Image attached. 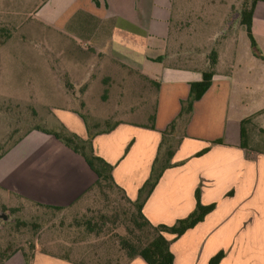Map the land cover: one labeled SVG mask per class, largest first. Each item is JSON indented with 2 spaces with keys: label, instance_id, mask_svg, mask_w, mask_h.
I'll list each match as a JSON object with an SVG mask.
<instances>
[{
  "label": "crops",
  "instance_id": "obj_1",
  "mask_svg": "<svg viewBox=\"0 0 264 264\" xmlns=\"http://www.w3.org/2000/svg\"><path fill=\"white\" fill-rule=\"evenodd\" d=\"M96 1L44 0L36 8L37 22L66 41L58 43L66 55L46 62L35 95L59 96L48 107L56 113L50 129L62 125L82 139L91 133L94 154L112 165L114 183L135 200L149 175L160 131L178 114L189 83L199 81L207 67L211 45H201L194 32L207 26L204 8L214 4ZM219 3L230 6L227 0ZM250 33L257 55L245 48L250 66L241 67L237 59L234 71L218 69L216 59L210 85L192 103L186 122L176 126L180 140L173 165L142 204L152 224L165 225L192 211L197 187L200 203L214 204L201 221L170 241L172 264H207L218 251L223 254L217 264H264V150L244 141L252 127L264 130L263 0L254 3ZM81 108L93 118L91 124ZM152 117L153 129L148 127ZM102 126L109 129L102 132ZM94 178L80 155L36 129L0 155V201L7 205L19 199L65 208ZM0 264L82 263L34 248L16 250ZM124 264L146 263L135 256Z\"/></svg>",
  "mask_w": 264,
  "mask_h": 264
},
{
  "label": "rangeland",
  "instance_id": "obj_2",
  "mask_svg": "<svg viewBox=\"0 0 264 264\" xmlns=\"http://www.w3.org/2000/svg\"><path fill=\"white\" fill-rule=\"evenodd\" d=\"M43 1L0 0V155L28 131L34 128L49 130L55 124L51 119L52 113H56H50L48 107L60 98L58 95H35V84L43 82L40 78L46 71L47 61L54 56L62 59L66 55L58 48V43L66 41L57 34L56 38L37 22L34 12ZM192 1L199 7L200 0ZM220 1L226 0H212L214 5L208 4L207 9L204 8L209 12L207 26L196 30L194 37H198L201 45H211L218 69L234 71L237 59H242L241 67L250 66L246 63L250 54L246 55L245 50L250 53V48L253 53V49L243 26L238 24L235 9L248 7L252 0H227L228 8L219 6ZM55 74L61 77L59 72ZM89 99L87 97L86 102ZM152 102L150 96L148 108ZM80 110L86 113L84 109ZM86 117L91 124L93 118L88 113ZM58 127L55 125V129ZM178 134L171 137L172 144ZM244 141L253 148L264 150V134L254 127L245 135ZM129 211L131 208L120 193L107 187L99 192L91 191L59 210L19 199L13 206L0 201V260L16 250L28 253L37 248L85 264H98L106 259L111 260L110 264L122 263L124 259L118 250L116 236L125 233ZM87 220L95 227H101L98 234L85 230Z\"/></svg>",
  "mask_w": 264,
  "mask_h": 264
},
{
  "label": "trees",
  "instance_id": "obj_3",
  "mask_svg": "<svg viewBox=\"0 0 264 264\" xmlns=\"http://www.w3.org/2000/svg\"><path fill=\"white\" fill-rule=\"evenodd\" d=\"M93 1L94 3H97L96 0ZM255 1L256 0H252L248 7L235 9L238 11V24L243 26L244 32L246 33L249 43L253 49V55H257V53L250 33V23ZM207 60L208 64L206 69L201 72V79L199 81L189 83L188 95L184 100L180 101L178 114L168 123V125L162 131H160V140L157 145L155 156L150 165L149 175L143 182V184L138 188L137 197L135 200H130L125 195L124 191L114 183L111 176L112 165L94 154L91 145V133L88 132L87 137L85 139H82L76 134L66 130L62 125H58L59 127L54 130L34 128L44 133L51 134L64 146L68 147L74 153L80 155L89 169L93 172L95 176L94 181L75 201L91 191L99 192L107 187L118 191L122 196V200L130 206L131 211L128 212L125 233L123 235L116 236L118 250L120 251V254L122 255L124 260L122 263L115 264H124L126 261L135 256H139L146 264H172V254L169 250L170 241L181 235L186 229L191 228L197 222L201 221L203 217L213 209V203L207 205H203L200 203L199 189L197 187L194 190L195 203L192 211L184 218L177 219L171 225L152 224L141 211L143 202L150 194L162 172L166 168H169L173 165L170 160L180 140V138L178 137V139L175 140L174 144H172L171 142V137H173L176 133V126L178 124L182 125L186 122L187 117L191 111L192 103L197 100L210 85L211 76L213 74V66L216 62V56L213 50H210L208 52ZM152 120L153 117L152 119H150V123L148 125V127L151 129H153L154 127ZM108 129L109 127L101 129V131L104 132ZM259 130L264 134V130ZM240 137L242 138L241 146L243 147V121L240 122ZM213 142L219 143L221 142V140H214ZM202 151L198 152L197 154H200ZM42 207L56 210L63 209V207ZM84 227L88 233L95 232V234H98L101 228L95 227L90 220H87L85 222ZM165 234L172 235V238L166 239L164 236ZM9 255L10 254L1 259L0 263ZM24 256L27 262L28 258L26 254H24ZM64 257L67 258L66 256ZM221 257L222 251H218L216 254L209 258L207 264H217ZM110 262L111 260L106 259L102 263L98 264H110Z\"/></svg>",
  "mask_w": 264,
  "mask_h": 264
},
{
  "label": "water",
  "instance_id": "obj_4",
  "mask_svg": "<svg viewBox=\"0 0 264 264\" xmlns=\"http://www.w3.org/2000/svg\"><path fill=\"white\" fill-rule=\"evenodd\" d=\"M3 218L5 219V218H6V216H5V215H3Z\"/></svg>",
  "mask_w": 264,
  "mask_h": 264
}]
</instances>
